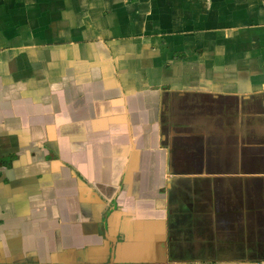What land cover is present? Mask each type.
<instances>
[{
    "label": "crops",
    "instance_id": "0c3cea01",
    "mask_svg": "<svg viewBox=\"0 0 264 264\" xmlns=\"http://www.w3.org/2000/svg\"><path fill=\"white\" fill-rule=\"evenodd\" d=\"M12 149L0 264H264V0H0Z\"/></svg>",
    "mask_w": 264,
    "mask_h": 264
},
{
    "label": "flooded vegetation",
    "instance_id": "af4514ba",
    "mask_svg": "<svg viewBox=\"0 0 264 264\" xmlns=\"http://www.w3.org/2000/svg\"><path fill=\"white\" fill-rule=\"evenodd\" d=\"M33 145H35V147H32V149H34L33 150L34 152H30L29 154H32L31 157L34 160H35V158L39 159L44 151L50 153V156L52 158L55 157L54 156L55 155V153H54L55 150L51 146L46 145V143H43L42 140H39V142H38V140H35ZM23 156L25 157L24 153L19 151V150H16V149L15 150L12 149V153H8L6 155L0 153V166H3L5 164H7V165H11L13 167L15 164L19 163L23 159ZM112 210H113L112 209V205L109 203L107 205V207H106V210H105L106 212L105 213L108 214ZM46 237H47V244H48V249H49L48 255L50 256L51 259L54 258V261H52L50 259L49 262H46L44 264H61L57 260H58V257L60 255H62V253H63V250H62V238H63V235L56 228H49L48 233H46ZM102 237L106 239V234L102 233ZM124 238H125L124 234H119V235L116 236V239H118V240L121 239L123 241ZM13 239H14V235L12 233V241H13ZM113 248H114V246L110 245V248H109L110 257L108 259L107 264H110V262H111ZM27 252H29L28 254L31 255L32 257L36 258V260H37V258L39 256L38 255V253H39L38 251L33 250V251H27ZM14 253L15 252H14L13 244H12V264H42V262L39 263V261H35L33 259H28L27 262L19 263V262H17L15 260V254Z\"/></svg>",
    "mask_w": 264,
    "mask_h": 264
},
{
    "label": "rangeland",
    "instance_id": "374dc122",
    "mask_svg": "<svg viewBox=\"0 0 264 264\" xmlns=\"http://www.w3.org/2000/svg\"><path fill=\"white\" fill-rule=\"evenodd\" d=\"M2 142H5L6 140H1Z\"/></svg>",
    "mask_w": 264,
    "mask_h": 264
}]
</instances>
